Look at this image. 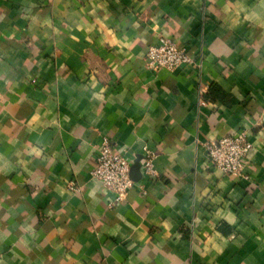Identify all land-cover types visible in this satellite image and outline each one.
<instances>
[{"label":"crops","instance_id":"1","mask_svg":"<svg viewBox=\"0 0 264 264\" xmlns=\"http://www.w3.org/2000/svg\"><path fill=\"white\" fill-rule=\"evenodd\" d=\"M242 129L249 180L205 149ZM104 137L156 154L113 207ZM0 264H264V0H0Z\"/></svg>","mask_w":264,"mask_h":264},{"label":"built area","instance_id":"2","mask_svg":"<svg viewBox=\"0 0 264 264\" xmlns=\"http://www.w3.org/2000/svg\"><path fill=\"white\" fill-rule=\"evenodd\" d=\"M200 67L196 57L172 38L161 37L159 42L149 47L147 67L155 74L162 70L175 71L182 67ZM249 130L242 129L205 143L210 165L234 179L249 180L247 170L253 145L248 137ZM145 155L140 161L141 174L147 178L157 176L155 169L156 154L144 148ZM132 162L121 152H117L109 138L102 139L101 146L91 170V177L99 182L103 189L113 195L110 207L123 203L135 185L131 177ZM69 188L73 192L79 189L75 182ZM143 193H145L144 188Z\"/></svg>","mask_w":264,"mask_h":264},{"label":"water","instance_id":"3","mask_svg":"<svg viewBox=\"0 0 264 264\" xmlns=\"http://www.w3.org/2000/svg\"><path fill=\"white\" fill-rule=\"evenodd\" d=\"M140 158H138L135 163L132 165L131 177L134 181H138L141 178V164Z\"/></svg>","mask_w":264,"mask_h":264}]
</instances>
